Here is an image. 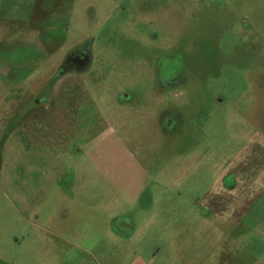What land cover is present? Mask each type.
Instances as JSON below:
<instances>
[{"label": "rangeland", "instance_id": "obj_1", "mask_svg": "<svg viewBox=\"0 0 264 264\" xmlns=\"http://www.w3.org/2000/svg\"><path fill=\"white\" fill-rule=\"evenodd\" d=\"M67 240L264 264V0H0V264Z\"/></svg>", "mask_w": 264, "mask_h": 264}, {"label": "crops", "instance_id": "obj_2", "mask_svg": "<svg viewBox=\"0 0 264 264\" xmlns=\"http://www.w3.org/2000/svg\"><path fill=\"white\" fill-rule=\"evenodd\" d=\"M115 219H116V217H115ZM115 222H117V220H115ZM115 234H116V236H120V234H118V233H115ZM66 243H67V244H65L66 247H64L63 243L59 247L58 244H53V242H51V241H50V243L46 242L45 243V249H46V252L48 254L45 255L44 258H42L44 260L45 264H82L84 262L86 256L92 257V255H93V257H96L95 252L92 249L86 248L82 245H79V244H77V242H75L73 240H67ZM77 249L81 250L80 253H82V255H79V251ZM74 250L77 251L78 256L76 255L77 253ZM54 253H55V255H54ZM83 255H86V256H83ZM36 260H38L37 257H36ZM95 260L98 262L97 257L95 258Z\"/></svg>", "mask_w": 264, "mask_h": 264}, {"label": "trees", "instance_id": "obj_3", "mask_svg": "<svg viewBox=\"0 0 264 264\" xmlns=\"http://www.w3.org/2000/svg\"><path fill=\"white\" fill-rule=\"evenodd\" d=\"M89 53H81L78 55H68L67 58L64 60V62L61 64V67L58 71V75L63 76L66 73L73 72L77 73L81 71V67L83 65H87V67L90 65V60H89ZM71 68V66H74ZM75 69V70H73Z\"/></svg>", "mask_w": 264, "mask_h": 264}, {"label": "flooded vegetation", "instance_id": "obj_4", "mask_svg": "<svg viewBox=\"0 0 264 264\" xmlns=\"http://www.w3.org/2000/svg\"><path fill=\"white\" fill-rule=\"evenodd\" d=\"M159 65H160V64L158 63V68L160 67ZM158 70H159V69H158ZM161 82L166 83V84H169V82L165 81V79H162ZM173 84H175V82H174ZM234 185H235V184H232L231 186L234 187Z\"/></svg>", "mask_w": 264, "mask_h": 264}]
</instances>
